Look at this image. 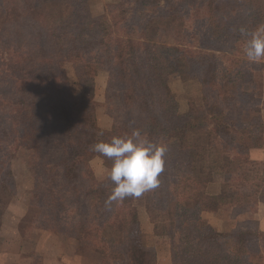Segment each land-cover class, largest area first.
I'll use <instances>...</instances> for the list:
<instances>
[{
    "label": "trees",
    "instance_id": "16d2710c",
    "mask_svg": "<svg viewBox=\"0 0 264 264\" xmlns=\"http://www.w3.org/2000/svg\"><path fill=\"white\" fill-rule=\"evenodd\" d=\"M52 3L58 20L34 33L32 13ZM196 7L208 8L212 36H201L197 48L165 41L181 10ZM231 24L238 39L242 27H264V0H118L98 16L88 0H0V145L34 148L33 226L74 239L76 254L91 253L98 264H156L138 232L141 200L154 235L169 242L171 264H264L258 230L219 232L202 219L222 209L248 214L264 203V161L248 156L264 143L262 84L252 72L219 69L221 53L234 48L216 47ZM100 68L109 129L95 121ZM173 75L199 82L201 105L179 112ZM137 129L167 146L159 185L106 204L113 182L99 181L90 161L100 158L106 170L113 162L91 146ZM6 206L0 193V226Z\"/></svg>",
    "mask_w": 264,
    "mask_h": 264
},
{
    "label": "rangeland",
    "instance_id": "374dc122",
    "mask_svg": "<svg viewBox=\"0 0 264 264\" xmlns=\"http://www.w3.org/2000/svg\"><path fill=\"white\" fill-rule=\"evenodd\" d=\"M89 1V0H88ZM118 0H108L104 3L103 13L105 6L107 4L116 3ZM228 7V6H227ZM90 8V7H89ZM190 8V7H189ZM234 8H223L221 12L225 15L226 13H231ZM58 10L56 9H48L45 7L44 9L38 8L33 13V29L34 33L39 32L43 29L44 26L52 24L53 21L58 20L57 13ZM91 12V11H90ZM191 12V13H190ZM102 13V14H103ZM181 13L183 14L184 18H176L174 22V29L171 35L165 40L169 43L176 42V43H187L190 47H198L199 43L202 41L201 36L211 37L212 34L210 33V29L208 28L210 15L208 12V8L200 9L196 7V10L191 9L188 13L187 10L182 9ZM222 16H225V15ZM101 15V14H99ZM50 17V19H49ZM226 17V16H225ZM183 20V21H182ZM50 21V22H49ZM233 24L228 25L230 28V32L228 33L230 40L227 37L220 38L221 44L219 43L216 47H231L228 53H221L219 59V69L220 73L223 71L229 73V75H233L238 69L243 70L244 72H252L254 80L258 82H262L264 71L260 66V62H250L247 60L246 56L244 55V47L247 38L244 37L243 39H238V37L233 38L234 36V28L232 27ZM184 26V27H183ZM233 28V29H232ZM32 29V32H33ZM39 30V31H37ZM193 37V38H192ZM195 37V38H194ZM213 38V37H212ZM215 38V37H214ZM213 38V39H214ZM232 39H237V42L232 41ZM208 44H213L211 41L207 42ZM235 59H239L241 62H234ZM68 73L71 74V69L68 68ZM101 75V81L97 83V90L94 89L93 96L95 98L102 99L104 98V102L100 103L98 100L95 102L97 103L96 111H95V121L96 125L99 127L104 126L106 122L104 121V117L106 116L110 119L111 125L113 122L110 113L105 108V95L107 90V71L104 68H100L99 72L96 76ZM95 79V78H94ZM103 79V80H102ZM106 79V82L104 80ZM99 84L102 86H99ZM169 87L171 92L174 94L175 99L178 103V110L179 112H185L192 104L201 105L202 103V93L201 88L199 86V82L197 80H192L188 82H182L178 76L173 75L169 79ZM106 87L105 91L103 92V88ZM95 88V87H94ZM97 95V97H96ZM262 103L259 104V107L262 106ZM111 127V126H110ZM103 129V128H101ZM109 129V128H104ZM34 148L30 143H26L19 147L17 150L13 152V149L8 146H1L0 145V193L7 201V206L5 208V212L7 211L8 214L14 216L16 213L17 218L14 220L8 219L6 221V226L8 230L10 229V225H19V228L13 232H10L11 235L16 236V242L10 244L9 246L0 245V253H6L8 256H12L17 258L29 256L31 255L32 258L36 257L37 254L45 253L44 250L41 249L40 244L42 242V238L39 237V234L36 233L34 229L35 226L32 224V216L33 210L28 205L30 191H31V182H32V175H31V165L35 159L34 155ZM90 167L95 175V177L99 181H104L107 178V170L104 168L102 160L98 157H94L90 161ZM217 175H212L211 178V185L210 191L214 192L217 191V187L219 186V180ZM14 203L12 205H8L9 203ZM262 204V203H261ZM136 205H138L139 214L141 221L138 226V232L141 234L142 243L149 248L153 253L161 254V255H168L166 252V246H169L168 240L158 237H151V229H153V225L149 222L146 218L141 200L136 201ZM8 207H14V210H7ZM260 204L256 207V209L252 212L244 213V214H236L230 209H222L218 212H209L203 213L202 219L212 225L217 231L219 232H229L234 231L237 229H256L258 230V235H264V221L262 219L256 220L260 211ZM263 209V208H262ZM25 213V215H18L20 213ZM264 211L261 210V214ZM264 220V218H263ZM259 221V222H258ZM13 222V223H12ZM259 223V224H258ZM260 225V226H259ZM259 226V227H258ZM19 231V234H18ZM148 232H150L148 234ZM8 234L7 237L4 239L9 240L12 237ZM20 235V236H19ZM14 238V237H13ZM64 240L67 238L61 237ZM15 239V238H14ZM38 243V244H37ZM258 245L260 246L261 244ZM17 244V245H16ZM18 246H20V250H18ZM54 246V242H51V247ZM43 251V252H41ZM49 251H53L51 248ZM165 252V254L163 253ZM154 253V254H155ZM169 253H170V246H169ZM82 258V264H98L97 259L94 257L93 254L83 252L80 256ZM31 258V257H30ZM36 259V258H35ZM38 261V260H37ZM43 264H48L47 260H42ZM171 261V257H170ZM36 264H42V262H36Z\"/></svg>",
    "mask_w": 264,
    "mask_h": 264
},
{
    "label": "clouds",
    "instance_id": "9594fccd",
    "mask_svg": "<svg viewBox=\"0 0 264 264\" xmlns=\"http://www.w3.org/2000/svg\"><path fill=\"white\" fill-rule=\"evenodd\" d=\"M239 31L242 36L248 37L244 47L247 60L253 63L264 60V27L251 33L243 27ZM90 150L113 162L107 170V178L114 187L106 204L123 202L130 197L139 198L158 187L167 151L164 143L150 141L137 129L130 135L113 136L109 142L95 143Z\"/></svg>",
    "mask_w": 264,
    "mask_h": 264
},
{
    "label": "crops",
    "instance_id": "0c3cea01",
    "mask_svg": "<svg viewBox=\"0 0 264 264\" xmlns=\"http://www.w3.org/2000/svg\"><path fill=\"white\" fill-rule=\"evenodd\" d=\"M108 1V0H89V7H90V11L91 14L94 16H98L99 14L103 13V8H104V3ZM61 4H63L64 8L67 9V6L65 5L64 2H62ZM56 3L52 5H45V6H41L39 8L44 9L45 7H47L48 9H51L52 7H55ZM69 9V7H68ZM68 10L66 11V13H64V17L67 15ZM50 19V17H49ZM34 22V21H33ZM50 22V21H49ZM51 25V24H50ZM50 25L44 26L43 29H46L47 27H49ZM42 29V30H43ZM103 80V79H102ZM101 81V75H98L95 77L94 79V89L97 90V83ZM102 82V81H101ZM104 82H106V79L104 80ZM261 86H262V92H261V100H262V106H260V116L262 118V120L264 121V74H263V79L261 82ZM99 86H102V84ZM106 87L103 88V92L106 90ZM97 97V95H96ZM104 97V96H103ZM102 97V99H97L94 97V99L98 100V102L103 103L104 102V98ZM96 100V101H97ZM104 117V121L106 122V124L104 126L98 127L99 128H110L111 126V121L108 117L103 116ZM263 140H264V134H263ZM248 156L250 158V160L252 161H257V162H261L264 161V143L262 145L261 148H256V149H251L248 152ZM14 203H9L8 205H12ZM263 208V209H262ZM14 210V207H8L7 210ZM261 210L264 211V203L260 204V209L259 211L261 212ZM256 214L257 219L256 220H263L264 218V212ZM26 212H22L18 215H25ZM15 215L12 216L11 214H8L7 211L3 213L2 218H1V226H0V245L3 246H9L10 244L14 243L19 239L16 240V236L18 235H11L10 232L15 231L16 229L19 228V225H10V229L8 230V227L6 226V221H8V219L10 220H14L15 218L18 219L17 214L14 213ZM259 222V221H258ZM13 223V222H12ZM259 224V223H258ZM260 226V225H259ZM258 226V227H259ZM36 231L37 234H39V237L42 238V242L40 244V247L42 250H44L45 253L42 254H37L36 253V257L32 258L31 255L29 256H24V257H12V256H8V254L6 253H0V264H36V262H42V260H47L48 264H82V258L80 256H78L76 254V242L74 239L72 238H67L58 234H55L49 230H43V229H39L36 228L34 229ZM10 231V232H9ZM150 232H148L149 234ZM8 234H10V236L12 237V239L6 240L4 239L5 237L8 236ZM19 234V231H18ZM153 229H151V237H153ZM20 236V235H19ZM15 239H14V238ZM61 237L67 238V240L62 239ZM155 237V235H154ZM51 242H54V246L51 247ZM38 244V243H37ZM17 245V244H16ZM52 249L53 251H49V249ZM18 250H20V246H18ZM43 252V251H41ZM166 252H168V255H161V254H157L155 253V258H156V264H171L170 261V253H169V246H166ZM165 254V252H163ZM31 257V258H30ZM36 258V259H35ZM38 260V261H37Z\"/></svg>",
    "mask_w": 264,
    "mask_h": 264
}]
</instances>
